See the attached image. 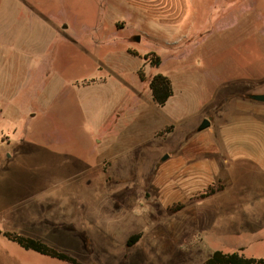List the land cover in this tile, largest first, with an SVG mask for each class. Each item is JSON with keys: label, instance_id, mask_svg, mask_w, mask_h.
<instances>
[{"label": "rangeland", "instance_id": "obj_1", "mask_svg": "<svg viewBox=\"0 0 264 264\" xmlns=\"http://www.w3.org/2000/svg\"><path fill=\"white\" fill-rule=\"evenodd\" d=\"M228 5L192 0L177 51L123 0H0V264H63L7 234L81 264L264 258L263 22L222 37L216 59L238 73L198 65L200 27ZM156 75L172 83L163 108Z\"/></svg>", "mask_w": 264, "mask_h": 264}, {"label": "crops", "instance_id": "obj_2", "mask_svg": "<svg viewBox=\"0 0 264 264\" xmlns=\"http://www.w3.org/2000/svg\"><path fill=\"white\" fill-rule=\"evenodd\" d=\"M135 13L132 15H139L145 21L153 23L155 26L166 30L167 34L172 36L170 39V46L177 47V51L181 48L180 45L183 41H180L178 34H191L195 25V17L191 14L190 4L192 0H123ZM203 0H198V3ZM230 5L222 7H214L216 15L211 16L214 19V23L205 22L202 27L203 40L197 45V56L202 60L199 62V67L210 66L213 67V74L227 72L229 74L238 73L237 69L232 63V59L228 63H221L216 57L222 51L221 44L223 42V35L232 32H237L245 26H253L254 21L257 20L254 17H258V22H263L262 31L264 32V13L254 14L255 0H229ZM251 13V15H250ZM245 19V21H244ZM239 27V28H238ZM199 28V27H198ZM246 28V27H245ZM199 31V30H198ZM177 33V34H176ZM264 34V33H263ZM222 38V39H221ZM184 39V38H183ZM190 43L191 40L188 39ZM217 42V43H216ZM217 45H216V44ZM229 47V46H228ZM181 50V49H180ZM187 50L184 46L183 51ZM180 54V53H178ZM211 60L213 62L211 63ZM216 66L219 68L216 70ZM223 66V67H221ZM247 72L248 68H246ZM241 69L239 70V72ZM243 71V70H242ZM244 72V71H243ZM246 73V72H245ZM244 74V73H241ZM247 74V73H246ZM254 80V76L249 74ZM239 80V79H238ZM240 82H247L242 81ZM149 92V91H148ZM150 95V93H149ZM151 99V98H150ZM253 101V100H252ZM210 127V124H209ZM211 132V131H210ZM223 190V187H222ZM216 194V193H215Z\"/></svg>", "mask_w": 264, "mask_h": 264}, {"label": "trees", "instance_id": "obj_3", "mask_svg": "<svg viewBox=\"0 0 264 264\" xmlns=\"http://www.w3.org/2000/svg\"><path fill=\"white\" fill-rule=\"evenodd\" d=\"M133 56L136 54L132 53ZM143 61L148 63L152 68H158L160 65V59L156 54L149 53L143 56ZM138 78L141 83L145 82L140 71L137 72ZM147 88L150 93L152 104L157 108H163L167 101L173 96V89L171 81L162 75H156L148 80ZM222 190V187L210 190L206 197L213 195ZM5 237L8 241L16 244L20 249L24 251H31L43 257L55 259L63 264H81L72 257L65 253L52 249L40 241L23 238L17 235L7 234ZM140 238V235H135L127 240L126 246L131 247ZM201 264H264V258L253 259L245 258L239 252L234 253H222L219 251L214 252L208 259Z\"/></svg>", "mask_w": 264, "mask_h": 264}, {"label": "water", "instance_id": "obj_4", "mask_svg": "<svg viewBox=\"0 0 264 264\" xmlns=\"http://www.w3.org/2000/svg\"><path fill=\"white\" fill-rule=\"evenodd\" d=\"M251 100L255 101V102H259V103H264V95H254L250 97ZM207 128H209V122L207 120H205L201 126L198 128V132L204 131Z\"/></svg>", "mask_w": 264, "mask_h": 264}]
</instances>
